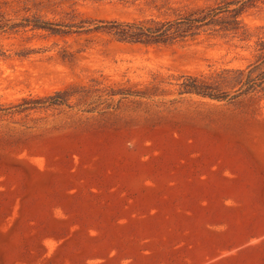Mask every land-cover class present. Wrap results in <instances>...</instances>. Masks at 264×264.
Returning <instances> with one entry per match:
<instances>
[{
    "label": "rangeland",
    "instance_id": "obj_1",
    "mask_svg": "<svg viewBox=\"0 0 264 264\" xmlns=\"http://www.w3.org/2000/svg\"><path fill=\"white\" fill-rule=\"evenodd\" d=\"M238 1L0 0V264H264V92L179 87L192 75L237 94L264 40V0L235 25ZM227 3L172 44L88 31ZM68 88V105L25 106Z\"/></svg>",
    "mask_w": 264,
    "mask_h": 264
},
{
    "label": "trees",
    "instance_id": "obj_2",
    "mask_svg": "<svg viewBox=\"0 0 264 264\" xmlns=\"http://www.w3.org/2000/svg\"><path fill=\"white\" fill-rule=\"evenodd\" d=\"M256 0H241L235 3L238 7L231 10L234 12L235 25H240L239 16L242 14L245 7L252 4ZM232 3H227L225 7L214 10H196L186 17L177 18L174 20H154L149 21H109L94 23V27L88 31L104 32L112 35L117 41L131 44L144 45H166L179 41H186L199 35L203 28L213 25L217 22L216 17L222 11H230ZM27 22H31L28 21ZM34 26L56 35H64L70 33L72 25L55 24L46 21H33ZM7 24H0V31L8 28ZM81 28V26H76ZM259 54L255 62L250 64L246 70H239L241 77L240 89L237 94L230 95L227 92L221 91L218 87L207 81L205 78L183 75L180 77L182 82L179 84L181 94H196L202 97H207L217 101H234L243 95L253 92H264V40L260 41ZM72 88L63 91H57L51 96L32 100L26 103L25 106L30 107H53L68 105L70 99L74 96L71 93ZM110 100L119 97L118 102L130 97H147L146 93L134 91L127 88L109 87L101 91ZM103 96V95H102ZM23 106V105H22ZM19 107V108H22ZM113 108L111 103H108L105 110ZM2 111V109L0 110ZM5 111V109H4Z\"/></svg>",
    "mask_w": 264,
    "mask_h": 264
}]
</instances>
